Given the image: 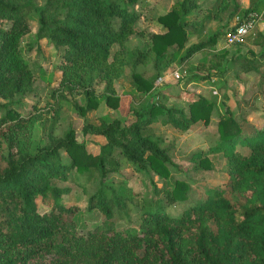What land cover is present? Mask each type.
Here are the masks:
<instances>
[{"label":"trees","instance_id":"obj_1","mask_svg":"<svg viewBox=\"0 0 264 264\" xmlns=\"http://www.w3.org/2000/svg\"><path fill=\"white\" fill-rule=\"evenodd\" d=\"M137 2L44 0L37 5L34 0H0V99L4 100L0 102V264H264V127H244L247 119H236L224 102L216 122L217 137L191 155L201 168L209 169L208 155L220 154L228 175L224 188L203 190L204 197L173 216L166 209L189 198L187 182L176 179L170 189L162 190L163 197L140 203L127 182L114 187L109 178L130 167L168 179V165L173 164L170 148L160 145L152 123L162 117L185 131L198 120L210 121L212 102L186 94L187 114L167 106L169 94L164 87L156 88L169 49H173L170 61L179 62L209 51V58L204 55L197 63V79L221 71L227 53L215 50L221 31L186 45L188 17L198 8V0H175L156 18L164 31L152 34L145 49L128 48L135 33L133 23L140 17V10L134 8ZM214 3L206 16L192 20L200 28L230 6L231 14L264 15V0H248L242 13L228 0ZM31 19L38 23L36 38L58 53L55 66L61 75L51 94L56 108H49L55 115L66 96L77 92L83 97V104L76 106L82 114L97 108L101 100L119 108L121 98L128 95H117L114 82L128 65L133 88L147 94L139 108L128 106L123 118L83 125V134L104 138L97 152L87 151L70 126L60 132L50 127L46 141L32 149V124L43 113L23 116L18 111L20 98L14 100L32 91L36 77L27 55L32 47L21 45ZM246 38L258 45L262 33ZM115 44L118 49L111 52ZM239 64L244 71L261 65L256 59ZM43 74L39 73L42 79ZM97 81L104 83L101 94L94 88ZM128 115L133 116L129 122ZM61 149L69 162H63ZM72 172L79 186H94L88 209L102 212L101 220L85 232L77 230L79 212L60 202L69 188L54 183L69 180ZM38 201L48 210L40 212ZM129 202L139 211L137 229L120 228L112 219L122 209L129 210Z\"/></svg>","mask_w":264,"mask_h":264},{"label":"rangeland","instance_id":"obj_2","mask_svg":"<svg viewBox=\"0 0 264 264\" xmlns=\"http://www.w3.org/2000/svg\"><path fill=\"white\" fill-rule=\"evenodd\" d=\"M175 0H138L134 8L140 10V17L135 20L133 27L135 33L127 41V47H138L145 49L150 44L151 35L163 32L164 27L156 20L161 15L170 10ZM215 0H198V8L188 17L189 25L188 40L186 45L207 39L216 31L223 33L215 45V50H226L222 62L221 71L212 70L206 79H197V63L202 56L209 58V51L196 53L186 62L170 61L172 48L166 54L160 71V77L156 81V88H165L168 95L167 106H176L182 108L189 114L186 94L198 95L212 102L215 107L212 110L210 121L205 124L203 120H198L187 130L182 131L175 128L170 123L165 122L164 118L156 119L152 126L155 128L157 136L161 139V146H169V156L172 165H168L170 176L168 179L160 177L153 171H136L130 167H125L119 173H112L109 178L117 187L120 182H127L129 188L134 193V200L140 203L157 197H163V189H170L173 182L183 180L190 186L189 198L184 202L173 203L167 207V211L173 216H179L183 209L194 201L204 197L203 190L212 187L224 188L228 175L224 167V159L220 154H209L208 159L211 162L209 169H203L198 165L197 160L191 159V155L197 151L206 149L208 141L217 137L216 122L219 114L223 111L224 102L232 110L236 119L241 116L247 119L244 127H264V15L255 19L250 28L251 34L262 33L261 43L253 44L251 39L238 44H228L225 41L228 31L233 26V8L230 6L217 13L212 18L204 21L200 28L192 20H199L214 6ZM37 5H42L44 0H34ZM229 4H237V13H242L248 6V0H228ZM30 31L21 39V45H30L32 48L27 53L30 58V64L36 71V77L33 81L32 91L14 100L20 98L18 111L23 115L43 113L39 120L32 124V149L43 144L46 141L47 133L50 127L54 131L66 129L68 126L74 129L77 139L81 141L86 150L97 152L100 145L105 142L101 135L82 133V127L86 122L98 124L101 118L112 120L126 116L128 106L139 108L146 100L147 94L136 91L131 84L132 67L126 66L123 76L114 82V89L121 98L119 108L109 107L105 100H101L97 108L86 111L82 114L76 106L83 104V97L80 92L70 96L67 95L61 107L55 115L49 108H56L54 99L51 97L53 90L58 86L61 72L56 68L58 62V53L51 44H46L45 40L36 38L38 23L31 19ZM248 35V36H249ZM118 49V45H113L111 52ZM249 59H256L260 62L257 70L244 71L239 62H247ZM38 68V69H37ZM41 69V71L39 70ZM38 72V73H37ZM43 72L45 78H41L39 73ZM48 77L50 78L48 80ZM96 93L101 94L104 89V83L97 81L94 84ZM0 102L4 100L0 99ZM133 116L127 117L128 122ZM63 162L70 161V157L63 149L60 150ZM71 178L66 181L55 180L54 183L61 187H68V192L63 194L60 202L67 206H73L79 212V232L87 231L94 223L99 222L102 212L98 208L88 209L89 193L94 190V186L87 184L82 187ZM155 190L159 191L156 195ZM38 210L40 212L48 210L38 201ZM129 210H123L119 216L113 214L112 219L116 226L120 228L137 229L139 223V211L132 208V202L128 203Z\"/></svg>","mask_w":264,"mask_h":264},{"label":"built area","instance_id":"obj_3","mask_svg":"<svg viewBox=\"0 0 264 264\" xmlns=\"http://www.w3.org/2000/svg\"><path fill=\"white\" fill-rule=\"evenodd\" d=\"M257 17L254 13H248L246 15L235 14L233 16V26L225 38L226 43L238 44L243 42L250 34L249 30Z\"/></svg>","mask_w":264,"mask_h":264}]
</instances>
